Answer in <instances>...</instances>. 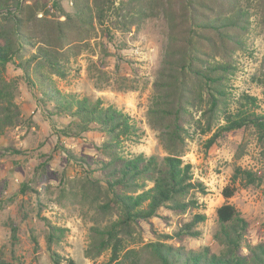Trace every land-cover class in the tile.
Returning <instances> with one entry per match:
<instances>
[{
	"label": "trees",
	"instance_id": "1",
	"mask_svg": "<svg viewBox=\"0 0 264 264\" xmlns=\"http://www.w3.org/2000/svg\"><path fill=\"white\" fill-rule=\"evenodd\" d=\"M254 14L264 25V0H0V136L18 123L20 82L37 95L58 140L94 130L107 136L97 156L59 145L83 172L75 185L80 197L97 204L101 213L115 216L103 226L91 227L86 257L110 251L109 264H126L124 259L135 249L121 253L138 233L140 222L166 208L190 214L172 235L162 234L141 247L146 264H264V241L254 245L247 241L248 222L228 202L216 210L215 252L207 246L193 250L167 242L199 237L198 226L206 219L197 212L196 196L205 193V186L194 179L192 165L183 160L189 139L207 136L205 144L210 148L223 134L246 128L264 138L258 99L246 92L234 97L231 84L237 70L235 55L247 48ZM153 20L162 23L164 38L146 120L157 132L166 154L162 158L125 153L124 142L141 134L133 118L100 98L63 93L54 81V77L66 78L72 59L89 50L98 37L114 44V32L138 31ZM107 43H96L102 67L111 54ZM260 64L264 98V55ZM10 65L19 71L16 77H7ZM54 118L66 122L56 123ZM256 179L255 173L237 166L221 194L227 200ZM30 190L27 185L20 188ZM19 212L25 215L23 207ZM41 220L52 263L77 264L55 250L67 229L45 217ZM3 224L16 244L18 225L11 217ZM31 240L37 247V237L32 235ZM0 264L11 263L0 258Z\"/></svg>",
	"mask_w": 264,
	"mask_h": 264
},
{
	"label": "rangeland",
	"instance_id": "2",
	"mask_svg": "<svg viewBox=\"0 0 264 264\" xmlns=\"http://www.w3.org/2000/svg\"><path fill=\"white\" fill-rule=\"evenodd\" d=\"M163 38V25L158 20L145 23L138 31L114 32V44L98 37L89 50L72 59L66 78L54 77L61 92L92 100L100 98L105 105H112L133 118L141 134L139 138L124 142L125 153L160 158L166 155L157 132L148 126L146 120L151 83L160 63ZM97 41L107 43L111 53L104 58V67L98 60L100 48ZM263 55L264 25L254 14L247 35V48L235 55L237 70L231 84L234 97L241 92L255 96L261 113H264V98L259 79ZM18 74L12 65L8 67V78ZM36 96L23 82L19 83L16 98L18 123L0 136V258L11 264H53L43 239L45 225L41 217H45L52 224L67 229L55 247L57 252L73 258L77 264H109L110 251L96 258L86 257L84 252L91 227L103 226L115 216L101 213L97 204L80 197L75 185L82 179L83 172L59 147L62 144L74 152L97 156V148L107 136L94 130L79 138L58 140ZM54 119L56 123L66 122L64 118ZM206 139L207 136L200 134L193 136L183 156V160L192 165L194 179L205 186V193L196 195L200 205L197 212L206 217L198 226L200 235L197 238H171L167 242L193 250L207 246L215 252L217 245L212 235L217 229L216 210L224 202L233 204L248 222L247 241L250 244L264 241V138H260L253 128H246L223 134L210 148L206 147ZM237 166L252 171L257 179L254 184L241 186L225 200L222 189L230 184ZM23 185L31 190L21 192ZM20 207L25 215L19 212ZM189 214H176L161 208L157 217L140 222L138 233L121 253L135 249L124 262L146 264L147 255L141 247L156 241L162 234L172 235ZM7 217L18 225L16 244L11 241L9 228L3 224ZM32 235L37 237V247L31 240Z\"/></svg>",
	"mask_w": 264,
	"mask_h": 264
}]
</instances>
